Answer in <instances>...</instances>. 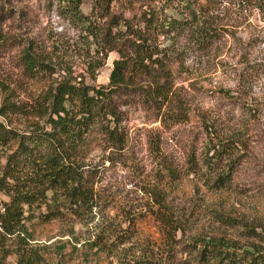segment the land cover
Returning a JSON list of instances; mask_svg holds the SVG:
<instances>
[{"label":"trees","instance_id":"obj_1","mask_svg":"<svg viewBox=\"0 0 264 264\" xmlns=\"http://www.w3.org/2000/svg\"><path fill=\"white\" fill-rule=\"evenodd\" d=\"M82 1L56 0L57 11L74 23H86L96 40L112 48L121 44L120 56L113 61L107 84L58 82L37 101L25 128L10 120L18 108L1 105L0 258L14 256V264H264V217L250 219L211 202V229L195 227L187 206L174 200L180 174L166 159L155 133L149 136L148 148L157 175L140 186L147 193L143 205L117 202L96 186L106 161L125 160L127 132L116 100L123 92L135 90L157 110L163 124L187 118L189 106L175 87L184 66L175 45L189 28L195 29L193 42L202 49L221 37L201 1L92 0L89 13L81 10ZM263 2L257 0V6ZM135 3L142 11L134 22L124 12ZM103 5L115 10L108 28L99 29L91 19ZM4 40L0 32V47ZM21 56L31 77L48 71L31 53ZM208 136L203 162L211 170L203 180L213 194L230 185L235 160L230 145L214 140L211 132ZM219 160L226 161L220 170L214 168ZM190 171L198 174L195 167ZM146 216L157 222L159 242L139 240L138 224ZM53 221L61 224V238H67L34 242L37 226ZM183 244L187 256L180 258ZM52 248L58 250L56 262L43 255Z\"/></svg>","mask_w":264,"mask_h":264},{"label":"rangeland","instance_id":"obj_2","mask_svg":"<svg viewBox=\"0 0 264 264\" xmlns=\"http://www.w3.org/2000/svg\"><path fill=\"white\" fill-rule=\"evenodd\" d=\"M200 1L221 37L202 49L193 42L195 29L189 28L175 45L184 64L175 87L189 106L187 118L163 124L157 110L144 103L140 94L133 89L123 92L116 100L127 132L125 160L106 161L96 186L117 202L136 208L143 205L147 193L141 187L157 175V162L148 148L149 136L155 133L166 159L180 174L175 202L184 203L192 224L205 231L212 226L211 202L250 219L264 217V2L261 7L257 0ZM91 4L92 0H83L81 10L89 13ZM140 6L135 3L124 16L135 22ZM113 10L103 5L91 19L93 24L108 28ZM89 31L86 23L77 24L59 14L56 0H0V32L5 37L0 47V107L6 102L18 108L10 115L14 126L22 129L32 122L37 101L62 80L96 86L108 83L121 44L112 48ZM25 51L46 63L48 71L28 75L22 64ZM0 119L5 121L1 115ZM208 132L231 146L235 160L230 185L213 194L203 180L211 170L203 162ZM225 164L219 160L214 168L220 170ZM60 226L57 221L37 226L34 242L43 245L67 238L59 235ZM138 235L141 242H159L157 222L146 216L138 224ZM184 248V244L179 247L178 257L187 256L181 251ZM57 253L54 248L43 250L51 262H56ZM14 262V256L0 258V264Z\"/></svg>","mask_w":264,"mask_h":264}]
</instances>
